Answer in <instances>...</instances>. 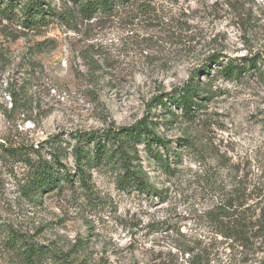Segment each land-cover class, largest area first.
Masks as SVG:
<instances>
[{"label": "rangeland", "instance_id": "1", "mask_svg": "<svg viewBox=\"0 0 264 264\" xmlns=\"http://www.w3.org/2000/svg\"><path fill=\"white\" fill-rule=\"evenodd\" d=\"M47 2L59 17L29 29L0 11V264H29L13 233L72 264H196L201 251L197 264L229 263L228 241L206 215L235 188L247 204L264 192V0H137L92 19L72 0ZM243 56L260 70L217 72ZM205 64L203 105L191 120L172 117L157 98L180 114L169 97ZM142 118L172 149L190 141L168 171L136 145L132 165L148 191L119 188L118 165H98L85 186L62 183L36 204L20 195L26 167L5 148L55 139L73 169V134Z\"/></svg>", "mask_w": 264, "mask_h": 264}, {"label": "trees", "instance_id": "2", "mask_svg": "<svg viewBox=\"0 0 264 264\" xmlns=\"http://www.w3.org/2000/svg\"><path fill=\"white\" fill-rule=\"evenodd\" d=\"M78 6L80 14L92 19L96 14H113L115 7L137 0H72ZM0 11L7 19H15L25 28H34L44 25L48 21L59 17V14L50 6L47 0H0ZM217 54L210 55L208 60L219 62ZM264 65V62H262ZM251 69L260 70L252 57L229 58L221 63L217 69L223 77L230 79L242 75ZM208 73V64L197 69L186 85L178 91L174 90L169 101L179 106L180 114H174L161 97L157 100L163 110L172 117H183L191 120L197 109L203 105L197 99L201 97L199 74ZM205 92H207L205 90ZM197 107V109L195 108ZM198 111V110H197ZM156 123L142 118L129 126L108 128L102 132L78 131L73 134L74 143L70 148L73 156V169L66 167L63 157L66 150L62 143L55 139H45L37 143L31 151L21 147L5 148V152L21 161L26 167V176L20 187V195L30 204L40 203L42 198L56 189L62 188V183L71 188L78 181L81 186L87 182V168L98 165H118L122 170L117 182L119 188L138 189L148 191L149 186L140 170L134 168L132 161L136 145L143 144L148 154L166 171L170 169L169 160L179 163L184 147L190 144L189 140L179 149H172L171 142L163 138L155 130ZM48 150L49 158L40 152V148ZM162 149V151H160ZM33 153V154H32ZM160 195L161 190H154ZM257 202L247 204L250 195L245 189L235 188L224 196L223 201L217 203L206 215L213 223L215 232L227 240L229 249L227 264H264V192ZM244 207V205H246ZM10 244L24 255L29 264H37L46 256L57 257L59 264H72L64 257L51 253L44 245L28 240L20 233L10 235ZM187 250L192 251L187 248ZM203 252L196 253L195 263L202 258ZM201 257V258H200Z\"/></svg>", "mask_w": 264, "mask_h": 264}]
</instances>
